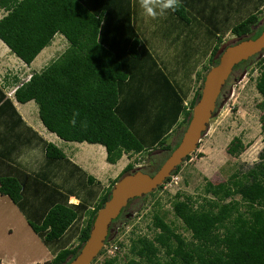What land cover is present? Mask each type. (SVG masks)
<instances>
[{
	"label": "trees",
	"instance_id": "obj_1",
	"mask_svg": "<svg viewBox=\"0 0 264 264\" xmlns=\"http://www.w3.org/2000/svg\"><path fill=\"white\" fill-rule=\"evenodd\" d=\"M181 5L171 12L188 20L190 4L181 0ZM0 8L4 10L0 16V39L25 63L50 42L55 32L67 41L56 57L40 70L30 72L13 89L17 101L32 99L36 103L38 117L46 129L64 140L101 143L108 162L116 161L122 153L149 152L155 147L168 153L176 144L177 139L170 142L167 136L156 144H143L129 122L119 115L120 83L143 69L139 66L144 65L146 57L156 66L130 22L132 0H0ZM259 13L260 10L251 11L236 21L230 27L231 34L257 35L261 29V24H257ZM219 44L217 38L207 63L195 72L199 83L190 106L198 95L204 71L216 61L214 54ZM254 55L240 60L232 69ZM255 63L254 86L260 95L256 105L260 129L264 131V54ZM156 71L168 85L161 68L157 66ZM180 108L182 119L177 126L186 123L190 111L182 104ZM77 110L80 116L73 128L69 121ZM80 120H87L86 129L80 127ZM242 148L237 135L225 144V152L230 155ZM44 154L49 159L63 156L51 142L45 144ZM132 165L127 162L119 173ZM178 169L179 164L171 172ZM115 178L91 207L80 201L55 202L40 219L27 220L31 229L48 242L60 237L81 210L85 214L76 243L60 247L50 259L35 264H63L77 252L87 236L93 213L108 197ZM0 193L18 204L19 182L12 176H0ZM200 193L192 196L176 191L170 201L171 211L187 230V237L166 219L164 210L154 209L152 234L131 237L121 260L114 256L101 264H264V145L257 159L246 168H235L224 180L205 179Z\"/></svg>",
	"mask_w": 264,
	"mask_h": 264
},
{
	"label": "crops",
	"instance_id": "obj_2",
	"mask_svg": "<svg viewBox=\"0 0 264 264\" xmlns=\"http://www.w3.org/2000/svg\"><path fill=\"white\" fill-rule=\"evenodd\" d=\"M187 2L190 4L188 20L180 19L171 11L163 18L167 21L164 33H170V39H178L179 44L177 49L171 48L176 59L169 61L166 55L157 53L163 52L165 46L160 45L154 33L153 19L132 0L130 22L156 66L146 57L144 65L139 66L143 69L129 74L120 83L118 106L119 115L129 122L143 144H156L160 138L168 137L182 119V102L189 103L198 86L195 75L200 70L198 64L208 59L217 38L223 42L233 35L230 32L233 24L228 18L235 16L234 0ZM263 4L264 1L256 0L249 12L259 10ZM2 13L4 10L0 8V16ZM58 35L55 43L57 47L64 43V49L67 41L61 33ZM190 37L199 41L192 43ZM43 47L25 63L0 39V176H12L20 184L18 204L0 193V264H35L50 259L60 247L70 246L85 218L83 210L60 237L48 242L31 229L27 220L40 219L55 202L80 201L85 207H91L128 162L126 155L131 153H122L116 161L108 162L101 143L58 137L44 127L32 99L20 102L14 98L15 86L47 63L44 64L45 54L39 56ZM158 55L169 64L168 70ZM193 57L196 60L185 65ZM157 66L168 78V85L156 71ZM47 142L59 147L63 156L47 158L44 154Z\"/></svg>",
	"mask_w": 264,
	"mask_h": 264
},
{
	"label": "rangeland",
	"instance_id": "obj_3",
	"mask_svg": "<svg viewBox=\"0 0 264 264\" xmlns=\"http://www.w3.org/2000/svg\"><path fill=\"white\" fill-rule=\"evenodd\" d=\"M234 1L236 5L235 16L228 18V22L231 24H234L246 15L256 0ZM259 10V16H264V4ZM165 16L166 14L153 20L152 28H154L157 38L160 39V45L162 46L163 44L165 46L163 52L159 50L157 53L162 56L166 55L169 61H171L176 59V55H172L171 48L177 49L179 44L178 39H170V33H164V30H167V21L163 20ZM149 27H151V24ZM58 34L55 33L50 43L39 52V56L42 54L46 55L44 64L55 57L65 45L61 43L57 47L55 42L59 36ZM231 36L234 37L235 35ZM229 38L225 39L223 43H226ZM189 41L193 43L199 40L198 38L190 37ZM221 43L218 47L223 44ZM168 45L170 46L169 49ZM262 54H264V49L261 54H255L251 59L241 62L232 70L230 76H228L223 84L221 93L217 99L218 102L222 101L221 106L216 114L209 119V127L198 140L196 148L179 163V169L175 172L178 179L171 187V190L165 191L159 186L153 188L150 193L147 192L141 195L128 210L126 209L128 212L130 211V216L124 217L110 226L108 236L111 237L106 239V241L115 242V240L118 241V238H120V242H122L127 238L128 234H133L134 229L143 230L142 232L150 236L153 232L150 225L151 214L154 209L164 210L166 219L174 224L178 232L187 237V230H185L180 220L173 215L170 208L173 194L179 191L197 196V194H201V187L205 179L211 181L224 180L235 168L244 169L257 159V153L264 145V131L260 129L258 119L260 111L256 103L260 100V95L255 89L254 79L257 74L255 59L261 57ZM162 56L158 55L157 58L162 60V65L165 64V69L168 70L169 64L164 62ZM195 60L196 57L192 59L188 58L185 65H191ZM207 60L206 58L201 63H207ZM201 63L198 64V69ZM242 72L243 74L241 75ZM184 125L174 127L168 133L167 140L170 142L178 140ZM232 135L239 136L243 144V148L236 155H230L225 152V144ZM149 152L144 150L135 154L131 152L129 155H126V158L128 162L133 164V167L138 166L141 170L150 172L153 171L160 159L167 154V151L161 147H155ZM127 228H131V231H126ZM75 243L76 236L69 245L71 246ZM126 251L124 250L123 254ZM121 258L122 256L119 255L120 260Z\"/></svg>",
	"mask_w": 264,
	"mask_h": 264
},
{
	"label": "water",
	"instance_id": "obj_4",
	"mask_svg": "<svg viewBox=\"0 0 264 264\" xmlns=\"http://www.w3.org/2000/svg\"><path fill=\"white\" fill-rule=\"evenodd\" d=\"M261 29L254 37L246 34L229 38L217 47L212 63L205 71L200 82L198 95L191 105L186 123L176 144L168 151L155 170L151 173L138 166L119 173L110 185L109 195L93 213L87 236L77 252L63 264H87L100 249L108 236L109 223L118 214L128 198L143 195L158 184L197 146L198 140L209 127L213 117L222 104L217 101L225 80L234 64L253 54H261L264 49V16L258 19ZM243 72L241 73V75Z\"/></svg>",
	"mask_w": 264,
	"mask_h": 264
},
{
	"label": "built area",
	"instance_id": "obj_5",
	"mask_svg": "<svg viewBox=\"0 0 264 264\" xmlns=\"http://www.w3.org/2000/svg\"><path fill=\"white\" fill-rule=\"evenodd\" d=\"M182 105L185 110L190 109L191 106L187 101H183ZM194 150V149H193ZM191 152V151H190ZM190 152L188 154H190ZM178 176L175 174V172H170L160 183L161 189L165 191H170L171 187L177 182ZM175 191V190H174ZM131 231V228H127L126 231ZM143 230H133V234L127 235L125 240L120 242L119 240L115 242L114 241H106L104 240L103 244L101 245L100 249L96 252V254L91 258V260L87 264H101L105 259L111 258L116 256L119 259V255L122 256L123 251L127 250V247L129 245V240L131 237L136 235H147L145 232H142Z\"/></svg>",
	"mask_w": 264,
	"mask_h": 264
},
{
	"label": "clouds",
	"instance_id": "obj_6",
	"mask_svg": "<svg viewBox=\"0 0 264 264\" xmlns=\"http://www.w3.org/2000/svg\"><path fill=\"white\" fill-rule=\"evenodd\" d=\"M144 14L153 20L164 16L169 11H177L182 5L181 0H136ZM79 111H74L70 119V125L75 128L78 124ZM79 125L82 129L88 127L87 120H80Z\"/></svg>",
	"mask_w": 264,
	"mask_h": 264
},
{
	"label": "flooded vegetation",
	"instance_id": "obj_7",
	"mask_svg": "<svg viewBox=\"0 0 264 264\" xmlns=\"http://www.w3.org/2000/svg\"><path fill=\"white\" fill-rule=\"evenodd\" d=\"M233 70V69H232ZM232 72V71H231ZM230 72V73H231ZM229 76H230V74H229ZM228 78V77H227ZM226 81V80H225ZM225 83V82H224ZM223 86V85H222ZM222 89V88H221ZM221 91V90H220ZM221 93V92H220ZM218 97H219V95H218ZM155 170V169H154ZM153 170V171H154ZM152 171V172H153ZM141 197V195L140 196H133V197H131V198H128L127 199V201H126V203H125V205L123 206V207H121L120 208V210H119V212H118V214L113 218V220H112V222H110L109 223V228H110V226L113 224V223H115L116 221H120L122 218H124V217H128V216H130V211L128 212V211H126V209L128 210V208H130L131 207V205L133 204V203H135L139 198Z\"/></svg>",
	"mask_w": 264,
	"mask_h": 264
}]
</instances>
